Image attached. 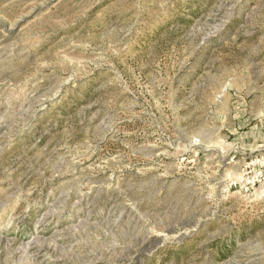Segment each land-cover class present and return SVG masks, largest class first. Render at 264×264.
I'll return each mask as SVG.
<instances>
[{
	"label": "rangeland",
	"instance_id": "obj_1",
	"mask_svg": "<svg viewBox=\"0 0 264 264\" xmlns=\"http://www.w3.org/2000/svg\"><path fill=\"white\" fill-rule=\"evenodd\" d=\"M0 264H264V0H0Z\"/></svg>",
	"mask_w": 264,
	"mask_h": 264
}]
</instances>
